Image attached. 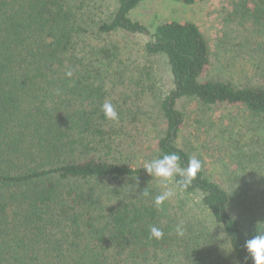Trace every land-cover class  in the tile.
I'll list each match as a JSON object with an SVG mask.
<instances>
[{
    "label": "trees",
    "instance_id": "obj_1",
    "mask_svg": "<svg viewBox=\"0 0 264 264\" xmlns=\"http://www.w3.org/2000/svg\"><path fill=\"white\" fill-rule=\"evenodd\" d=\"M87 1L0 0V264H217L227 253L243 264L245 241L264 230V51L257 80L237 84L212 76V49L196 24L156 28L146 53L166 58L174 90L161 104L166 130L153 159L175 152L183 167L194 156L178 144L186 127L181 100L245 109L263 152L247 161L241 154L235 175L242 180L229 188L196 157L202 169L191 186L180 191L173 180L175 195L158 209L153 198L163 182L116 158L118 121L101 106L119 56L93 43L117 32L150 35L131 17L147 0H118L108 19ZM239 8L242 22L264 28V0ZM189 203L201 219L185 218ZM152 225L162 239H149Z\"/></svg>",
    "mask_w": 264,
    "mask_h": 264
},
{
    "label": "rangeland",
    "instance_id": "obj_2",
    "mask_svg": "<svg viewBox=\"0 0 264 264\" xmlns=\"http://www.w3.org/2000/svg\"><path fill=\"white\" fill-rule=\"evenodd\" d=\"M117 1L92 0L87 3L93 6L95 15L108 19L116 9ZM241 3L242 0H207L187 5L176 0H147L131 13V17L143 23L150 35L117 32L103 37L102 41H93L95 45L116 49L119 56L108 71L111 77L107 83L106 101L118 114L116 158L122 164L139 167L153 160L166 130L161 104L174 90L173 77L164 56L146 53L151 36L161 24L190 22L201 29L212 49V76L219 75L237 84L257 80L254 65L261 63L264 28L258 29L239 19ZM258 82H263L261 77ZM178 108L186 116L179 146L195 157H204L209 175L222 186H238L242 179L235 172L241 154L247 161V155L263 153L261 144L254 143V119L245 109L234 106L206 108L196 102L181 100ZM112 124L115 126V121L112 120ZM187 208L192 210L185 218L203 217L195 203H189ZM214 260L217 264H236L229 253Z\"/></svg>",
    "mask_w": 264,
    "mask_h": 264
},
{
    "label": "clouds",
    "instance_id": "obj_3",
    "mask_svg": "<svg viewBox=\"0 0 264 264\" xmlns=\"http://www.w3.org/2000/svg\"><path fill=\"white\" fill-rule=\"evenodd\" d=\"M71 77L72 72L67 73ZM101 110L104 115L110 120H118V114L115 111L114 106L105 101ZM181 157L175 152H168L160 156L159 158L153 159L150 162H146L143 165V169L146 173L153 177L159 178L163 182L164 191L159 193L153 198L154 204L159 209L165 201L172 198L175 193L174 191L168 189V184L175 180V186L179 188L180 191L186 190L191 186L192 182L196 179L197 173L202 169V162L195 156L189 157L186 166H181ZM178 177V179H176ZM146 188L142 191V196H148L149 193ZM177 235H184V228L182 224H177L174 226ZM162 229L156 227L155 225L150 226L149 239H162L163 238ZM244 248L246 249L248 256L244 257L243 264H247L249 256L251 258L252 264H264V230L256 233L252 238L247 239L244 243Z\"/></svg>",
    "mask_w": 264,
    "mask_h": 264
}]
</instances>
